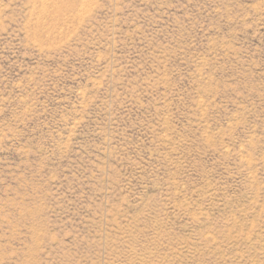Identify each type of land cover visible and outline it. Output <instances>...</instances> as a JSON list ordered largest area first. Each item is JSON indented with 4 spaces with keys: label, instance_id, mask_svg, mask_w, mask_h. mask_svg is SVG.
Masks as SVG:
<instances>
[{
    "label": "rangeland",
    "instance_id": "374dc122",
    "mask_svg": "<svg viewBox=\"0 0 264 264\" xmlns=\"http://www.w3.org/2000/svg\"><path fill=\"white\" fill-rule=\"evenodd\" d=\"M0 264H264V0H0Z\"/></svg>",
    "mask_w": 264,
    "mask_h": 264
}]
</instances>
